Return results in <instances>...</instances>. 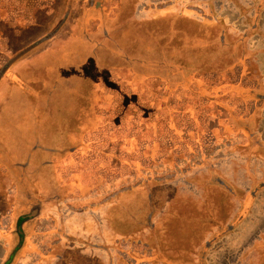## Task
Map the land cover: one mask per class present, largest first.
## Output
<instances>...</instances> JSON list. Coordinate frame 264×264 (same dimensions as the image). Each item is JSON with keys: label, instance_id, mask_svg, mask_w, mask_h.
I'll return each instance as SVG.
<instances>
[{"label": "rangeland", "instance_id": "374dc122", "mask_svg": "<svg viewBox=\"0 0 264 264\" xmlns=\"http://www.w3.org/2000/svg\"><path fill=\"white\" fill-rule=\"evenodd\" d=\"M33 1L0 0V10H24L22 7H28ZM87 1L89 0H85ZM113 1L115 9L119 6L118 11L110 13L109 9L108 14L102 17H105V27L102 29L104 32L109 31L112 25L116 29V33L103 34L104 38L112 41H103L97 45L100 40L95 42L88 30L87 22L91 23V20H86L80 26L75 25L72 31L69 30L62 37L65 41L74 34L73 39L70 38L72 41L65 43L67 47L61 56L70 54L72 49L82 53L70 55L69 62L62 65L63 71H57L56 78L52 76L53 86L44 87L41 82L39 86L36 82L32 83L33 68L30 64L23 69L24 76L20 79L23 84L16 85L10 92L4 90L1 93L2 144L6 145L12 132L19 130L18 125L23 123L20 122L23 110L20 111L16 103L24 95L37 97L39 94L38 97L43 99V103H47L48 97H59L61 103L84 108H89L95 100L102 103L104 98L106 103L113 105L115 101L112 99L115 100L117 96L115 108H119L114 110L117 113L115 117L122 122L125 120L126 123L114 122L112 129L103 130L105 153H56L58 158L61 157L60 160L66 162L62 166L70 168H62L59 172L64 184L60 185L62 188H58V193L61 196L71 193L68 178L73 177L71 172L74 174L72 167L75 164L72 163L75 161L104 166L98 175L103 177L99 178L104 179L106 188L113 187L119 191L135 189L134 192L121 194L116 199L115 206H111L105 216L106 230L111 231L112 227L125 230V233L122 232L123 242L120 248L121 264H264V247L261 250L256 249L257 254L255 249H250L239 258L241 253H229L225 244L226 241L241 243L239 230L244 224L252 221L256 223L257 218L253 213L258 212L257 203L262 201L254 200L252 209L251 206H246L251 212L248 209L242 211V201L231 190L223 187L226 180H233L236 183L234 188L241 194H250L247 192L249 182L242 178L239 170L241 155L246 157L245 148H242L244 145L240 144L244 133L235 125L229 127L227 124H235V121L249 116L247 114L258 112L261 115L257 120V128L261 130L264 125V98L250 94L259 82L264 83V0H136V3L135 0ZM210 4L213 7L211 9ZM96 6L102 16L101 6L98 3ZM175 6L176 8L163 14L160 12ZM179 6L184 10L178 8ZM187 6L191 8L187 9ZM149 8L155 9L151 12L152 17L143 19L146 18ZM78 11L82 13L80 9ZM116 12L119 14L117 20L114 17ZM160 14L161 17L155 18ZM68 17L65 15V20ZM226 24L231 27L228 30L231 41L225 43L221 39V33H226ZM60 26L61 24L57 30ZM84 29L88 33H84ZM243 36L247 38L244 39ZM240 37L241 42L247 40V43L239 46L241 53L237 56L235 46ZM84 39L87 40L82 43L85 45L83 48L88 53L97 51L101 56L106 55L105 61L100 62L99 66L93 61L92 64L79 65L80 62L82 64L81 57L86 52L83 48L76 47V43ZM121 50L124 55L119 53ZM244 53L247 55H243ZM15 59H10L7 64L10 65ZM58 61L60 58H57ZM224 85L228 87L226 93L222 90ZM24 86L27 88L21 90ZM129 88L135 92H129ZM182 88H185L184 92L181 91ZM94 92L103 94H98L96 99L92 97ZM166 96L171 99L163 100L162 97ZM218 96H226L221 100L222 104L210 102L209 99ZM189 97L195 99V103H189V107L196 106L199 110V125L197 123L192 126L186 110L188 103L175 101ZM171 102L175 103L170 104ZM124 107L134 115L124 114ZM97 108L100 111L97 116L99 120L91 121H94L91 132L102 129L100 122L107 119L105 116L110 111L99 104ZM14 109L20 112L18 121L13 117L16 116ZM59 110L56 108V112ZM230 113L234 114V121ZM73 114L71 110L64 117L72 120ZM154 116L164 118L162 125L165 129L170 123L173 126L175 123L172 121L177 119V129L174 126L164 129L159 137L158 129L153 132L157 126ZM4 124L9 125L4 128ZM225 125L223 135H220V128ZM146 129L151 132L144 137ZM4 135L7 136L2 138ZM71 137L76 136L73 134ZM58 140L62 142L63 136ZM50 148L53 147L50 145ZM160 148L166 151L167 148L179 149L177 153L171 151L170 154L167 151L169 157L165 159L170 167L168 169L160 162V154L157 157L153 154V150L158 151ZM260 153L254 154L252 158L264 161V149L260 148ZM49 154L51 153H47V156ZM178 155L181 156L180 160L176 158ZM52 157L53 155L50 159ZM30 166L24 170L26 175L37 176L38 180L42 176L44 190L48 189V180L45 178H55V169L50 167L39 174L37 168ZM79 166L81 167V163ZM88 170L85 169V175ZM145 176L162 178L167 182L151 181L139 189V182L134 184L132 181L135 178L139 181ZM6 179V174L0 169V193L9 189ZM2 184L5 186L3 190ZM147 193L153 195L152 200L146 201ZM128 194H141L142 197L138 201H132L125 211L124 203L127 199L124 196ZM263 196L264 192L261 197ZM49 197H52L50 193ZM5 208L6 204L0 202V210ZM150 213L154 215L152 222L148 219ZM133 216H138V222L135 223L137 233L130 235L128 229L135 222ZM151 225L154 228L152 234L145 233ZM250 238L246 239L247 242ZM149 239L158 241L157 245L161 248L154 249L155 251L148 248L145 244ZM88 252L83 253L76 249L72 252L68 249L59 264H102L98 255L93 257L91 251ZM232 261L235 262L231 263Z\"/></svg>", "mask_w": 264, "mask_h": 264}, {"label": "crops", "instance_id": "0c3cea01", "mask_svg": "<svg viewBox=\"0 0 264 264\" xmlns=\"http://www.w3.org/2000/svg\"><path fill=\"white\" fill-rule=\"evenodd\" d=\"M34 1L32 4H29L28 7H22V9L25 8L24 10L17 9L15 12H6L3 8L0 10V95L4 90L10 92L16 85L23 84V81H20L24 76L23 69L30 64H32L33 68L34 81H31L32 83L36 82L35 84L39 86L41 82L44 87L48 85L53 86V80H51L52 76L56 78L57 71H63L62 65L69 62L70 55L74 56L75 54L79 55L82 53L81 51L72 49L70 54H64L63 57L61 56V53H63L65 47H67L65 43H69L73 39L74 34H72L71 31L75 25L80 26L82 23L86 22V20H91V23L87 22L89 24L88 30L92 37L95 38V42L100 40L97 45L101 44L103 41H112L104 38L103 34L108 35L116 33L114 25L110 27L109 31L104 32L102 30L105 27V17L102 18L104 14H108L109 9H111L110 13L116 10L118 11L119 9V6L115 9L113 0H89L87 2H85V0ZM97 3L101 6L102 16L99 15L96 6ZM173 8H176V6L164 9L160 12L163 14V12ZM178 8L184 10V8L180 6ZM186 8H191V6H187ZM211 8L213 7L210 4L209 9ZM79 9L82 11L81 14L78 11ZM153 10L155 9L149 8L146 12V18L143 19L152 17L151 12ZM162 14L155 18L161 17ZM65 15L67 17L69 16L68 20H65ZM118 16L119 14L116 12L114 14L116 20ZM60 24L61 26L57 30ZM231 24L232 23H230V26ZM226 26V33H221V39H223L225 43L230 40L231 37L228 32L231 27L228 24H226ZM65 28L66 30H64ZM69 30H71L70 33L72 36L70 38L72 39L68 38L64 41L62 37L65 33H69ZM88 30L84 29V33H88ZM243 38L246 39L247 37L243 36ZM86 40L87 39L80 40L76 43V47L82 49L85 46L83 44ZM246 43L247 40L241 42V37L239 41L236 42L235 47L237 49V56L241 53L239 51V46L245 45ZM87 44L91 45L93 43ZM82 50L85 51L86 54H83V57H81L83 58V62L82 64H80V62L79 65L92 64L93 61L94 64L96 63V65L99 66L100 62L106 59V55L101 56L97 51L90 54L84 50V48ZM119 53L124 55L122 50L119 51ZM123 55H121V57H124ZM243 55L247 54L244 53ZM14 58L16 59L8 65V61ZM57 58H60V61L57 62ZM113 58L115 59L116 57ZM27 81L26 83L28 84L29 81ZM59 84L60 80L56 86L58 87ZM215 87L221 89L218 85H215ZM26 88L27 87L24 86L20 89L23 90ZM227 88V85H224L222 89L223 93L227 92ZM127 90L131 93L135 92L132 88ZM184 90L185 88L181 89L182 92H184ZM98 94L103 93L94 92L92 97L97 99ZM194 94H196V90ZM243 94L242 92V98ZM250 94L255 97L260 95L264 98V83L259 82L256 89ZM247 95L248 93L244 96ZM38 96L40 95L38 94L37 97L24 95L23 99H21L22 102L18 100L16 104L20 107V111L23 110V118H20V122L23 121V123L18 125L19 130L12 132L6 145L2 144L3 142L0 140V163H2L0 169L2 173L6 174V180L7 183L9 182L10 189V191L9 189L8 191L5 189L4 192L0 193V202L3 203V205L4 203L6 204V208L0 210V264H59L64 252L68 249L72 250V252L74 249L80 250L83 253H89L88 251L90 250L93 257L98 255L102 264H121L120 248L123 242L122 232L125 233V230L120 231L114 227L111 228V231L106 230L107 219L105 216L110 207L115 206V201L117 198L121 197V194L134 192L135 189L130 188L127 191H119L117 188L113 189V187L106 188L104 179H101L103 177L98 175L99 170L103 169L104 166L75 161V163H72L75 164V166L72 167L74 174L71 172L73 177L68 178L70 179L68 181L70 182L71 193L68 192L64 194L65 196H61L58 193V188H62L60 185L63 182L59 172L62 168H70L62 166V163L66 162L60 160L61 157L58 158V156H56L58 152H60V154H91L94 153V151L95 154L105 153V148H103L105 137L102 138L103 130L112 129V127H114V122L123 124L125 122V120L122 122L115 117L117 113H115L114 110L119 108H115L117 105L116 98L118 97L115 96V100L112 99L115 101L113 105L110 102L106 103V98H104L102 103H97L95 100L92 101L90 105L91 108L90 106L89 108H84L78 104V106H76L73 104L61 103L59 102L61 99L59 97H48L47 103H43V99ZM223 97L218 96L209 100L210 102L220 105L222 104L221 100ZM162 99L170 100L171 98L166 96L162 97ZM191 100L193 102H190ZM175 101L177 103L186 101L188 103L186 110L188 111L192 126H195L197 123L199 125L198 108L196 106L189 107V103H195V99L189 97L187 99H177ZM158 102L161 101L158 100ZM172 103L175 102H171L170 104ZM98 104L104 107L105 110L107 109L110 111L107 113V116H105L107 119L100 122L102 129L91 132L94 128L92 126L94 121L92 123L91 121L96 119L99 120V118H97L98 114H100V111L97 110ZM43 105H47V108H44ZM56 108L60 109L59 112H56ZM76 108H78V110ZM71 110H73L74 113L73 118L72 120H68L64 116ZM124 110V114L127 115L128 113H132L134 115L127 107H124ZM2 111L3 110H0V114ZM14 111L16 112L15 109ZM19 114L20 112H16V116H13L16 121L19 119ZM233 115V113H230V117L234 121L235 118ZM247 115L249 116L243 117L240 121H235V124L229 123L227 126L230 127L235 125L244 133V137H242L240 144L244 145L242 148H245L244 152L246 157L243 158L241 155L239 170L242 172V178L247 179L246 182H249V189H247V192L250 194H241V192L234 188V184L236 183L233 180H226L223 186L225 189L235 193L237 198L242 201V211L248 209L251 212L252 207H254V200L259 199L256 201H262L257 203L256 209L258 212L253 213L254 217L257 218L256 223L252 221L244 224L239 230L241 243H230L232 241H226L225 243L228 246L226 248L229 253L230 251H239L241 253L239 258L243 257L244 253L250 249L261 250L264 247V196L261 197L264 192V161L252 158L254 154H261L260 148L264 149V125L261 130L257 128V120L260 119L261 115L258 112ZM171 116L173 117V115ZM154 119L157 126L154 128L153 132L158 129L160 137L162 135L161 131L165 129L162 125L164 118L154 116ZM172 122L175 123L173 126L176 130L178 127L177 119ZM8 125L9 124H4V128ZM171 125L172 123L168 124L166 129L173 128ZM224 128H226V125L220 128L222 131L220 135H223ZM40 130H42L41 133ZM146 130L147 132L144 134V137L147 133L150 134L151 132V130L150 132H148V129ZM73 134L76 137L72 138L71 136ZM6 136L7 135H4L2 138ZM18 136H20V138H18ZM52 136L57 137V139H53ZM61 136H63L62 142L58 140ZM57 141H59V143ZM50 145L53 148H50ZM156 147L158 148V146ZM178 150V148H167L170 154L172 153L171 151L177 153ZM167 151L161 148L158 151L153 150L155 157L160 154L158 158L160 162L164 164L163 167L165 169L170 168L165 159L169 157ZM1 153L5 156L1 155ZM47 153L51 154L47 156ZM52 155L53 157L50 159ZM180 157L181 156L178 155L176 158L180 160ZM234 157L235 156H230V158ZM80 163L81 167L79 166ZM30 165L37 168L39 174L50 167L55 169V173L53 174L55 178H45L48 180V189L44 190V183L41 182L42 176L39 177V181L37 176L28 177L26 175L24 170L31 167ZM85 169H89L87 175L84 173ZM56 176L59 177L57 178ZM66 177L69 176L67 175ZM68 181H66V183ZM151 181H155L156 183L167 182V180L162 178L154 179L146 176L139 179V181H136L135 178L132 182L134 184L139 182V189H141L146 183ZM118 184L119 183H116V185ZM3 185L4 184L1 186ZM4 188L5 186L1 189L3 190ZM49 193L52 195L51 198L49 197ZM152 196V194L147 193L146 201L152 200ZM124 197L127 199L124 203L126 211V209L130 207L132 201H138L142 196L141 194H128ZM246 206H251V209L246 208ZM149 215L150 217L148 216V219L152 222L154 215L152 213ZM137 217L138 216H133L135 222L128 229L130 235L137 233L135 226V223L138 222ZM33 220H35V222H31ZM153 230V225H151L146 229L145 233L152 234ZM248 237L251 238L247 242L249 239ZM157 243L159 244L158 241L156 242L153 239H149L145 245L155 251L154 249L161 248ZM257 250L255 251L256 254Z\"/></svg>", "mask_w": 264, "mask_h": 264}]
</instances>
